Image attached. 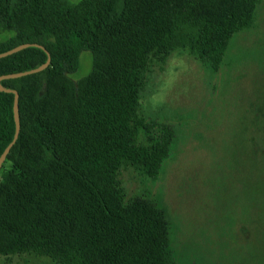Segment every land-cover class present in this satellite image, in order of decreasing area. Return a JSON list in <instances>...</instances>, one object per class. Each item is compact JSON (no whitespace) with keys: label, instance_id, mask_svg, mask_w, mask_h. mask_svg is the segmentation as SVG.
<instances>
[{"label":"trees","instance_id":"16d2710c","mask_svg":"<svg viewBox=\"0 0 264 264\" xmlns=\"http://www.w3.org/2000/svg\"><path fill=\"white\" fill-rule=\"evenodd\" d=\"M258 2L0 0V53L38 42L51 55L43 71L1 82L19 92L21 129L6 159L16 173L0 186V253L173 264L157 209L124 204L117 189L123 165L156 179L170 153L173 127L137 115L145 73L154 55L177 48L218 70L232 37L253 26ZM187 3L197 12L185 13ZM88 50L92 71L74 80ZM47 59L46 50L26 47L0 58V76ZM14 97L0 90V156L16 131Z\"/></svg>","mask_w":264,"mask_h":264},{"label":"rangeland","instance_id":"374dc122","mask_svg":"<svg viewBox=\"0 0 264 264\" xmlns=\"http://www.w3.org/2000/svg\"><path fill=\"white\" fill-rule=\"evenodd\" d=\"M195 12L194 3L185 5ZM92 68V52L83 51L71 77ZM137 115L173 127L170 153L156 179L123 165L117 189L124 204L157 209L173 264H264V0L218 70L187 48L154 55ZM138 143H147L143 129ZM14 173L6 161L0 186ZM0 264L59 263L29 252L0 253Z\"/></svg>","mask_w":264,"mask_h":264},{"label":"water","instance_id":"95a60500","mask_svg":"<svg viewBox=\"0 0 264 264\" xmlns=\"http://www.w3.org/2000/svg\"><path fill=\"white\" fill-rule=\"evenodd\" d=\"M30 46H36V47H40V48L46 50V52L48 54L47 61L45 63H43L42 65L34 68V69H30V70L22 71V72H17V73L3 74L0 76V90L10 92V93H14V95H15L13 109H14V118H15V124H16V131H15L14 137H13L12 141L6 146V148L4 149L3 153L0 156V169H1L2 165L5 163L11 148L16 143V141L19 137L20 129H21L20 111H19V92L16 89H10V88L3 87L1 82L4 79L19 78V77L27 76L30 74L38 73L40 71H43L47 67H49V65L51 63L50 52L42 44H40L38 42L22 43V44L17 45V46H15V47L7 50V51L0 53V58H2V57H6L8 55H11L13 53H16V52H18V51H20L26 47H30Z\"/></svg>","mask_w":264,"mask_h":264}]
</instances>
